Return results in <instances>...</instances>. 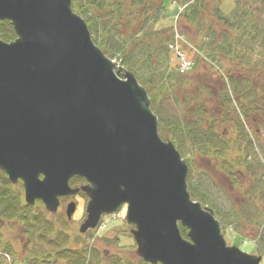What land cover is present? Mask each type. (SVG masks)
<instances>
[{
    "label": "water",
    "instance_id": "95a60500",
    "mask_svg": "<svg viewBox=\"0 0 264 264\" xmlns=\"http://www.w3.org/2000/svg\"><path fill=\"white\" fill-rule=\"evenodd\" d=\"M71 3L0 0V22L16 35L0 39V170L22 182L28 205L40 200L50 213L60 197L83 192L80 233L126 206L148 264H260L228 247L213 211L192 200L188 167L160 138L146 90L93 43ZM73 177L86 185L71 189Z\"/></svg>",
    "mask_w": 264,
    "mask_h": 264
},
{
    "label": "trees",
    "instance_id": "16d2710c",
    "mask_svg": "<svg viewBox=\"0 0 264 264\" xmlns=\"http://www.w3.org/2000/svg\"><path fill=\"white\" fill-rule=\"evenodd\" d=\"M72 10L85 21L94 44L147 91L160 137L175 145L188 166L192 199L227 224L240 228L246 221L264 246V0H72ZM175 17L190 45L184 48L194 56L183 74L171 59L173 27L163 25ZM0 36L4 42L16 38L8 21L0 22ZM198 159L215 162L229 181L230 210L215 206L192 181ZM0 212L25 237L21 264H90L87 256L100 264L99 252L85 240L56 230L40 208L20 205L2 173ZM218 221L222 231L230 229ZM179 229L186 238V229ZM99 240L120 244L119 238ZM9 245L4 248L11 254Z\"/></svg>",
    "mask_w": 264,
    "mask_h": 264
},
{
    "label": "rangeland",
    "instance_id": "374dc122",
    "mask_svg": "<svg viewBox=\"0 0 264 264\" xmlns=\"http://www.w3.org/2000/svg\"><path fill=\"white\" fill-rule=\"evenodd\" d=\"M231 6H232L231 1H228L223 7L224 11L228 12ZM182 9L183 8H180L178 12H180ZM166 24L168 27L171 26L173 27L172 31L174 32V34L177 33V36H174L175 46L173 47V49L175 50V52L172 53V58H171L173 63H175V65H178V61L176 60V56H177L176 50H177L181 56H184V58H182L183 60H186L191 64H193L194 62L193 52H190L184 48L185 45L187 48H190V45L186 42L185 35L181 33V29L178 26V20L176 19V17L164 21L163 25ZM163 25H159V26H163ZM169 48H172V46H169ZM202 71L203 68L202 66H200L199 76H201L200 74L202 73ZM214 82L215 81L213 80L212 82L213 86H214ZM172 114H174V112ZM263 132L261 133L263 134ZM194 161H195L193 163L194 168L196 167V169L198 170L201 169V170L200 171L197 170L193 172L191 176L192 181H195L199 185V189H201L202 192L207 194L208 198L212 201V203L215 206L219 205V207H221L225 211H227V209L230 210V208L232 207V203L228 197L231 190L229 181H227L217 171L219 169H217L215 162L212 165L211 162H208L207 160H203V159H198ZM77 201L79 203V210L74 216L75 221L69 223L71 224L69 226L70 229L66 227L67 221L64 216L65 204L61 207L60 211L58 212V215H56L55 217L57 219L56 221L58 222L57 229L73 235L75 240L82 241V238L78 236L79 235L78 228L83 222V216H81V214L83 212V206H85V200L78 199ZM219 212H221V210ZM216 217L218 218V220L222 222L224 227H228L231 229V231L230 229H226L222 231L227 246L238 247L244 253L253 254L255 256H261L262 259L261 264H264V246H260L262 245V243L260 242L259 239H257L258 236L257 231L253 229L251 225H249L245 221L242 227L237 228V224H238L237 222H230L229 220L230 223L227 224L226 218L223 217L221 218L219 214H217ZM97 229H98V231L96 230L97 233L93 235H95L96 237L98 236L99 237L98 239H100L101 236H103V238H108V239L113 238L118 240L119 238L120 241V244L118 243L117 245H115L114 243H108V241L106 240L98 241V239L95 236L91 235L92 233L84 237L85 245H88L89 247L92 246L90 248H95L99 252L97 253L100 256V264H118L115 261H120L121 264H139L138 263L139 259L135 253L136 247L133 242V236L132 234H130L132 228L125 223V210L118 212L115 216H113V218L104 216L103 220L100 221V224ZM1 232L3 237L0 236V264H21V261H23L27 252L26 250H24L25 247L20 248L21 244L18 243V241L20 240L19 236H22L20 232V227L17 226L16 229L17 235L14 232L8 233L7 231H2V230ZM23 238H24L23 240L24 243L25 237ZM7 244L11 245V248L15 251L14 254H12L14 252L12 249L10 250L12 252L11 254L7 252L8 250L7 251L5 250L4 246ZM122 246L125 248H121ZM259 246H260V250H258ZM75 249H76V245H75ZM87 261L90 262V264H97L96 261L90 260V256H87Z\"/></svg>",
    "mask_w": 264,
    "mask_h": 264
},
{
    "label": "flooded vegetation",
    "instance_id": "af4514ba",
    "mask_svg": "<svg viewBox=\"0 0 264 264\" xmlns=\"http://www.w3.org/2000/svg\"><path fill=\"white\" fill-rule=\"evenodd\" d=\"M14 188H15V192L17 193V195H18V202H19V204L20 205H25V202L23 201V199H22V195H23V193H22V190H21V184L18 182L15 186H13ZM78 199H81V200H83L84 199V196L83 195H81V194H78V195H76L75 197H63V198H60V200H59V210H58V212L60 211V209H61V207L65 204V207H66V205L68 204V203H71V202H73V203H75V206H76V210H75V214L78 212V210H79V203H78ZM86 201V200H85ZM85 204H86V202H85ZM84 206H83V212H82V214H81V216H84L83 214H84ZM0 214H1V212H0ZM75 214H74V216H75ZM56 215H58V213L56 214ZM74 216H73V219H74ZM73 219L71 220V221H69V222H73ZM52 220L53 221H56L55 220V218H52ZM9 222H6V221H4V219L2 218V217H0V235H1V237H3V235H2V232H1V230L2 231H7L8 233H10V232H14L15 234H16V229H17V226L15 225V226H13V225H11V224H8ZM8 225H10V226H8ZM67 225L69 226V224L67 223ZM3 229H5V230H3ZM18 231H19V229H18ZM17 235V234H16ZM19 238H22V236H19ZM18 243L19 244H21V241H18Z\"/></svg>",
    "mask_w": 264,
    "mask_h": 264
},
{
    "label": "built area",
    "instance_id": "2783aa9c",
    "mask_svg": "<svg viewBox=\"0 0 264 264\" xmlns=\"http://www.w3.org/2000/svg\"><path fill=\"white\" fill-rule=\"evenodd\" d=\"M187 65L184 63L182 64V70L186 67Z\"/></svg>",
    "mask_w": 264,
    "mask_h": 264
}]
</instances>
